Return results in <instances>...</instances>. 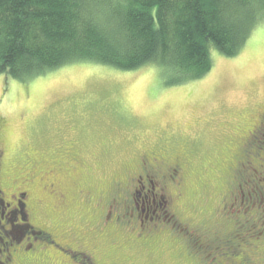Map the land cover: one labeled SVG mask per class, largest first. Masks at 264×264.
<instances>
[{"label":"rangeland","instance_id":"1","mask_svg":"<svg viewBox=\"0 0 264 264\" xmlns=\"http://www.w3.org/2000/svg\"><path fill=\"white\" fill-rule=\"evenodd\" d=\"M209 53L212 66L205 75L178 83H165L153 64L126 70L91 60L68 62L22 80L0 74L2 179L23 178L38 166L45 174L60 177L69 198L66 208L52 212L37 206L35 219L56 234L70 226L83 243L94 246L100 264H191L177 254L173 235L165 231L148 242L116 233L118 245L113 246L114 236L86 232V210L75 194L84 188L93 200L103 196L108 182L120 177L137 153L163 147L168 159L175 153L186 158L188 193L200 197L193 204L182 199L183 216L198 222L210 215L217 195L230 186L246 135L264 112V20L253 27L237 54L226 56L214 47ZM249 146V165L256 172L245 174L247 184L239 180L238 199L242 207L253 200L264 206V174L258 167L260 158L264 161V135L254 137ZM158 202L142 193L136 198L140 217L152 215ZM225 210L219 214L229 226L255 230L241 223L240 210ZM9 216L0 196V226L6 227ZM131 230L137 232L138 227ZM254 240L250 235L240 244ZM204 254L208 264L223 256L212 250ZM57 262L54 258L32 264Z\"/></svg>","mask_w":264,"mask_h":264},{"label":"flooded vegetation","instance_id":"2","mask_svg":"<svg viewBox=\"0 0 264 264\" xmlns=\"http://www.w3.org/2000/svg\"><path fill=\"white\" fill-rule=\"evenodd\" d=\"M263 129L264 112L258 123L249 130L240 147L239 160L230 175L229 188L217 195V206L206 219L192 222L191 218L183 216L186 204H183L182 199L189 198L193 204L200 198L199 195L188 193L185 182L186 158L175 153L168 159L163 147L150 148L137 153L122 168L120 177L108 182L103 196L93 200L86 189L76 190L75 196L85 207L84 213L88 217L86 232L97 231L105 236L127 233L148 242L154 235L165 231L168 235H173V240H169L177 245V254L191 264H208L205 250H212L216 256L223 255L220 260L216 258L220 264H264V206L253 200L242 207V200L238 199L241 191L239 180L247 184L243 180L245 174L249 171L256 172L249 165L250 153L247 147L251 148L249 145L253 143L254 137L264 135L260 132ZM256 149L259 151L257 147ZM1 156L0 151V158ZM260 160L262 162L258 167L264 174V161ZM74 169L72 166L70 171ZM27 172L23 178L8 182L2 179L0 170V196L10 215L6 217V227L3 228L7 235L3 236V245L0 246V264H32L42 260L50 262L54 258H58V264H72V261L77 264H100L94 246L83 243L80 240L81 234L70 226L56 234L54 229L36 221L37 206L45 205L52 212H62L69 198L66 184L60 177H55L52 173L45 174L42 166ZM251 175L254 176L253 173ZM262 180L264 181V177ZM145 192L151 194L153 201L155 197L159 199L158 210L154 209L152 215L141 218L136 198ZM145 196L147 197L146 194ZM210 199V195H207V200ZM221 210L230 213L240 210L243 214L241 223L247 229L256 227L252 233L255 240L241 245L240 242H246L239 238L244 227L240 224L235 226L234 223L229 226V220L223 218V213L219 214ZM18 221L21 223H17ZM235 221L238 220L232 222ZM129 225L137 226L138 231L133 232ZM22 229H27L24 233L26 240L33 241L30 247H26L24 239L17 240V234ZM111 244L118 245L115 236ZM233 250L237 253L233 254Z\"/></svg>","mask_w":264,"mask_h":264},{"label":"trees","instance_id":"3","mask_svg":"<svg viewBox=\"0 0 264 264\" xmlns=\"http://www.w3.org/2000/svg\"><path fill=\"white\" fill-rule=\"evenodd\" d=\"M261 20L264 0H0V74L22 80L91 60L153 64L178 83L210 70L211 47L237 54ZM243 230L246 240L253 231Z\"/></svg>","mask_w":264,"mask_h":264},{"label":"snow or ice","instance_id":"4","mask_svg":"<svg viewBox=\"0 0 264 264\" xmlns=\"http://www.w3.org/2000/svg\"><path fill=\"white\" fill-rule=\"evenodd\" d=\"M17 223H21V222H17ZM25 231H27V229H22L18 232L17 234V240H20V239H24L25 240V243H26V247H30L31 244L33 243V241L31 240H26L25 236H24V233ZM7 235L6 233H4L3 231V227L0 226V246L3 245V236ZM0 260H2V254H0Z\"/></svg>","mask_w":264,"mask_h":264}]
</instances>
